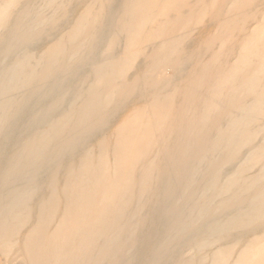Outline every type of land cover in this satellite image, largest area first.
Listing matches in <instances>:
<instances>
[{
    "label": "bare ground",
    "instance_id": "1",
    "mask_svg": "<svg viewBox=\"0 0 264 264\" xmlns=\"http://www.w3.org/2000/svg\"><path fill=\"white\" fill-rule=\"evenodd\" d=\"M0 264H264V0H0Z\"/></svg>",
    "mask_w": 264,
    "mask_h": 264
}]
</instances>
